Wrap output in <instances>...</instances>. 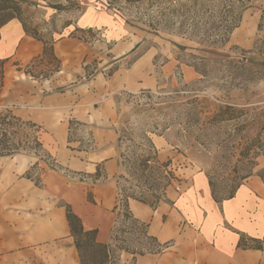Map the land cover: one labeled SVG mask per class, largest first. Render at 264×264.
I'll use <instances>...</instances> for the list:
<instances>
[{
	"label": "crops",
	"instance_id": "obj_1",
	"mask_svg": "<svg viewBox=\"0 0 264 264\" xmlns=\"http://www.w3.org/2000/svg\"><path fill=\"white\" fill-rule=\"evenodd\" d=\"M249 10L242 13L228 39V44L243 50L252 49L256 38L264 40V28L258 30L262 9ZM85 16L65 29L104 30L98 33L101 40L61 37L53 43L60 69L48 80L34 81L15 72L7 89L4 79L1 107L40 127L38 140L53 165L18 154L0 157V264H78L65 204L84 230L97 231V242H111L121 168L115 98L154 89L157 70L163 71L169 63L156 66L153 45L136 55L140 38H124L128 29L122 35L123 27L108 10ZM42 51L43 44L26 36L18 20L0 29V59L25 66ZM131 55L134 58L125 67ZM91 63L97 68L87 77ZM114 65L116 71L107 77L106 70ZM70 121L81 127L74 129L77 138L72 141ZM151 142L160 162L172 160L163 153L164 140L153 137ZM35 163L30 173L38 171L39 186L24 177ZM183 184L178 191L166 189L170 203L160 202L156 209L128 201L133 218L147 225V236L164 247L159 253L135 256L122 251L120 263L135 258L134 264H264V245L261 250L237 247L240 236L264 237V184L259 177L246 179L234 197L220 205L213 201L204 173L192 174Z\"/></svg>",
	"mask_w": 264,
	"mask_h": 264
},
{
	"label": "rangeland",
	"instance_id": "obj_2",
	"mask_svg": "<svg viewBox=\"0 0 264 264\" xmlns=\"http://www.w3.org/2000/svg\"><path fill=\"white\" fill-rule=\"evenodd\" d=\"M20 1L22 19L43 41L68 37L71 32L65 29L67 24L82 22L88 12L108 9L123 27L120 33L124 35L128 29L124 38H140L136 55L153 45L156 66L169 63L163 71L157 70L154 89L116 95L114 125L117 137H123L119 153L124 164L118 173L123 179H116L118 190L137 196L145 191L149 196L135 172L142 157L153 155L143 140L145 136L160 137L165 142L163 153L172 159L167 160L168 169L177 178L167 187L169 190L178 191L192 174L202 172L213 183L217 197H224L229 187L250 171L255 151L264 147V40L256 38L252 49L243 50L224 43L223 37L241 3L251 9L249 12L262 9L264 16V0ZM260 26L264 28V19ZM102 31L75 36L92 42L93 37L101 40L98 33ZM133 58L128 57L124 66ZM53 67L54 63L45 59L30 71L45 76ZM18 68L12 61L5 63L7 89L14 83ZM96 68L95 63L88 65L86 76ZM5 109L0 105V113L5 114ZM80 128L73 124L70 141L77 138L74 129ZM39 132L16 127L10 130V137L14 145L21 142L18 155L51 166L52 160L42 149H33L32 138H38ZM256 162L252 174L264 167V155ZM35 173L38 171L32 174L34 179ZM158 183L149 179V185ZM144 234V227L133 218L118 216L114 252L120 246L132 253L153 251L154 244Z\"/></svg>",
	"mask_w": 264,
	"mask_h": 264
},
{
	"label": "trees",
	"instance_id": "obj_3",
	"mask_svg": "<svg viewBox=\"0 0 264 264\" xmlns=\"http://www.w3.org/2000/svg\"><path fill=\"white\" fill-rule=\"evenodd\" d=\"M246 2H249V0H246ZM21 1L20 0H0V29L7 24L9 21L16 19L21 24L22 30L25 33L26 36L41 42L43 44V51L42 54L34 57L27 65L24 66V69H21L18 64H15L17 67H19L17 70L19 72H22L26 76H30L34 80H48L52 75L57 73L60 69V61L55 57L53 53V43L54 41L47 42L43 41L40 35L38 34L37 30L32 27H28L24 20L22 19L23 16V10L21 8ZM249 7L247 5H243L241 3V7L238 10V13L236 17L233 19V23L231 26L226 27L225 30V37H223V42L227 43L230 34L232 31L237 28L240 24L242 13L248 9ZM108 10V9H106ZM110 11V10H108ZM114 14V13H113ZM71 24H67L65 26L68 27ZM261 29V26H258V30ZM92 29H79L75 28L68 37L77 38L79 40H82L84 42H87L85 38L83 39L82 36L76 37L75 34H90L92 33ZM61 38V37H60ZM59 38V39H60ZM93 40H96L93 37ZM48 59L52 63H54L53 70H50L49 74L45 76H36L33 75L32 66L36 64L37 62L40 63L41 61ZM7 60L0 59V93L3 90L4 87V79H5V71H4V65ZM116 71V67L111 68L109 70V73L107 74V77L111 76L113 72ZM5 114L0 113V157H8L18 154V148L21 145V142H19L17 145H14L11 141L10 137V130L16 127H27L29 129H36L40 130V127L36 124H33L31 122H25L19 119L18 117L14 116L12 112L8 109H5ZM74 122H69L70 129L72 128ZM70 140V139H69ZM123 140V137L119 136L117 138L118 147L120 148L121 142ZM143 140L149 145L150 149L153 151L152 156L142 157L135 167V172L138 174V180L143 181L144 187L146 188V192H150L149 196L145 194V191H142L139 193V196L135 194H128L126 193V190H118V204L115 209H117V217L121 216L123 218H128L129 216L133 218L132 214L130 213L128 209V201L134 200L137 202H140L142 204H145L149 206L152 209H156L160 202H167L170 203L165 196V192L168 186H170L172 181H177V178L173 174L171 170L168 169V166L170 164V161L167 162H160L157 159V150L155 149L154 145L151 142V139L148 137H144ZM28 143V141L26 142ZM32 143L34 144L33 149L40 148L42 149V146L38 140L37 137L32 138ZM264 155V147L257 149V152L255 151L254 156L252 160L250 161V171L246 173L245 175L238 178V182L234 185H231L230 191H228V195L224 197H217L216 192L214 190L213 183L208 179V186L210 189V193L212 196L213 201L220 205L223 201L229 200L234 197L237 189L243 184V182L248 179L249 177L253 176L254 174L260 178V180L264 184V168L260 169L256 173L252 174V170L257 166L256 160ZM122 155H120L121 157ZM49 157V156H48ZM50 158V157H49ZM122 168L124 167L123 162L121 163ZM37 163H35L31 168L30 171L27 172L24 177L28 180H32L35 182L36 186H39V179L38 178H32V174L30 173L34 169H36ZM99 177L98 171L95 174V178ZM152 177L154 179H152ZM116 179H123L122 175H118ZM149 179L158 181V185L153 186L149 185ZM149 185V186H148ZM88 200H91L90 195H88ZM65 206V212H66V220L69 227L70 236L73 238L74 246L78 254L79 263L78 264H122L120 263L119 254L124 251L132 255H143L144 253H132L129 252L127 249L123 247H116V252L113 250V242L115 241L114 234H115V228L113 230L112 239L110 243H99L96 240L97 231L91 230L86 231L82 227L81 220L72 212L71 207L69 205ZM134 219V218H133ZM135 222L140 224L142 227H144V235L148 237L153 244H154V250L147 252V253H159L164 246L159 245L155 238L149 237L146 234V228L147 225L144 223H141L140 221L134 219ZM264 245V237L262 240L257 239H245L244 236H240L239 242L237 244L238 248L242 249H256L261 250ZM134 259L129 264H134Z\"/></svg>",
	"mask_w": 264,
	"mask_h": 264
},
{
	"label": "built area",
	"instance_id": "obj_4",
	"mask_svg": "<svg viewBox=\"0 0 264 264\" xmlns=\"http://www.w3.org/2000/svg\"><path fill=\"white\" fill-rule=\"evenodd\" d=\"M102 98H104V96Z\"/></svg>",
	"mask_w": 264,
	"mask_h": 264
}]
</instances>
